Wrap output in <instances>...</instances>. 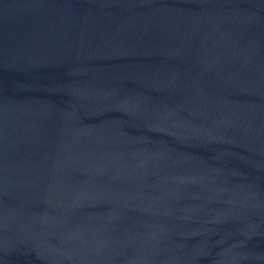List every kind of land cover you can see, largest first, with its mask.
Listing matches in <instances>:
<instances>
[{
  "label": "water",
  "instance_id": "water-1",
  "mask_svg": "<svg viewBox=\"0 0 264 264\" xmlns=\"http://www.w3.org/2000/svg\"><path fill=\"white\" fill-rule=\"evenodd\" d=\"M0 264H264V0H0Z\"/></svg>",
  "mask_w": 264,
  "mask_h": 264
}]
</instances>
